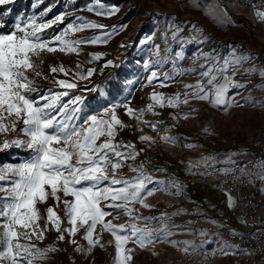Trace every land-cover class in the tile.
Listing matches in <instances>:
<instances>
[{
	"label": "snow or ice",
	"instance_id": "obj_1",
	"mask_svg": "<svg viewBox=\"0 0 264 264\" xmlns=\"http://www.w3.org/2000/svg\"><path fill=\"white\" fill-rule=\"evenodd\" d=\"M13 2L0 0V13L9 15L11 9L5 10L3 6ZM190 3L196 8L202 7L207 15L221 24L232 22L227 11L219 5V0L204 5H201L200 0H190ZM48 11L45 9L39 17L32 15L17 20L12 29L5 30L6 25L0 23V152L19 148L29 153L28 159L23 162L0 165V264H47L50 254L60 249L52 245L41 248L38 242L43 241L46 233L52 231L57 234V242L72 244L76 252L84 255L91 254L95 247H104L103 234H111L112 239L108 244H114L113 264H134L136 249L149 250L156 255L154 249L158 244H169L184 254L202 248L203 241L196 245L191 241L169 239L177 234L173 229L181 228V225L169 224L171 216L178 215L184 209L171 214L163 212L159 216H144L141 213V209L154 207L148 202L149 197L157 192L179 196L183 186L175 179L167 182L158 180L143 162L138 165L135 163L145 149H137L132 142L117 141L120 131L131 127L120 119L117 108H122L129 119L136 121V127L141 133L144 127L159 133L162 121L145 120L146 114L159 115L157 108L178 109L180 105L187 106L191 101L207 102L223 111L233 106L240 107L238 102L226 97L229 89L246 87L233 78L241 70L244 74L258 72L264 78V68H245V63H250V57L238 55L235 49L230 56L223 58L201 51L192 57L193 65H198L200 69L197 82L184 84L183 92L165 96L156 91L155 87H168L177 82V77L196 73L197 68L178 67V62L186 58L183 50L173 54L170 46L161 49L160 45H156L149 59L144 61V71L147 73L144 86H152L154 89L149 93L150 102L137 110L125 98L104 107L100 112L90 114L85 112L84 97L75 92L81 90V82L91 83L97 71L103 73L105 69L117 66L114 61L105 60L99 69L88 67L86 70L77 63L75 71L62 64L50 66V74L68 77L58 79L44 74L42 57L57 52L79 55L81 45L107 44L113 35L119 34L127 25H120L119 29L112 26V31H105L102 35L70 39L72 34L86 29L108 27L77 16L59 33L49 37L47 30L63 24L69 13H61L45 21L43 17ZM86 11L96 16L111 17L120 9H106L96 3L89 4ZM254 15L264 23V10L257 9ZM170 27L172 40L177 41L183 29L179 26ZM193 28L195 34L188 43H204L207 38L200 35L195 25ZM89 57L86 63L94 65L103 59L104 54L89 53ZM38 60L40 63H37ZM201 60L204 63H200ZM169 62L172 64V72L161 71ZM36 78L51 79L55 87L42 92ZM89 90L99 91L96 87ZM245 99L254 106L259 103L260 107H264V103L252 101L250 97ZM195 115L196 109L190 108L182 114L171 113L170 118L176 122L195 118ZM164 131L165 135L159 136L160 141L179 145L177 136L167 134L170 129L165 128ZM203 131L211 134L206 127ZM138 140L149 147L157 142L143 133ZM182 147L192 149L197 146L187 143ZM208 159L204 157L202 162L207 163ZM254 167L257 169L255 172L246 167L240 168L241 176H248L249 183L253 178L264 182V159ZM124 168L134 175H126L122 171ZM156 171L162 172L164 169L157 168ZM220 171L228 175L233 170ZM39 205L45 206L44 212H41ZM227 206H234L230 195ZM124 217H127L126 222L114 223ZM81 230V239L86 241V247L75 239ZM200 235L203 237L206 233L202 231ZM129 244L134 247H128ZM230 247L225 242L219 251L223 255L232 254L229 252Z\"/></svg>",
	"mask_w": 264,
	"mask_h": 264
},
{
	"label": "rangeland",
	"instance_id": "obj_2",
	"mask_svg": "<svg viewBox=\"0 0 264 264\" xmlns=\"http://www.w3.org/2000/svg\"><path fill=\"white\" fill-rule=\"evenodd\" d=\"M99 3L104 8L110 9L112 7H118L120 11L111 17L96 16L94 13L86 11L89 4ZM36 7H33V5ZM179 6L175 0H14L10 5L3 6L5 10L11 9L9 15L4 16L0 13V23L6 25V29H12L14 23L17 20L27 19L32 15L40 16L41 12L48 9L47 15L43 19L50 20L56 15L61 13H69L63 24L54 25L51 29L47 30L48 36H52L59 33L67 23L73 22L75 17H84L87 20L95 21L99 24L108 26L105 29H86L83 32L74 33L70 39H81L85 37H93L102 35L105 31H112V26H116L119 29L120 25H127L123 31H119V34L113 35L107 44L97 45H81V52L79 55L63 53L45 54L42 64V69L45 75L54 76L58 79H68L62 74H50V66L63 65L67 69L75 71L77 63H80L84 70L88 67H96L99 69L105 60H112L115 67H109L104 70L103 73L97 71L91 78V83L81 82V90L75 92L76 95L84 97L85 112L95 114L100 112L106 106L116 104L121 100L127 98L131 101V106L134 109L144 108L149 101V93L154 89L152 86L145 87L146 75L144 71V61L149 59L152 50L156 45H160L161 49L166 46H170L173 50V54L176 51H181L187 47V41L184 40V35H192L190 32L194 31V20L184 19V14L179 10ZM13 8L15 10L13 11ZM192 24V25H190ZM170 26H179L183 29L178 34V40H172V31ZM196 28V26H195ZM165 36L167 37V45L165 44ZM125 47H121V45ZM89 53H103L102 60L95 62V64H88L86 61L90 58ZM37 63H40L38 60ZM161 71L172 72V64L169 62L163 66ZM131 80V81H130ZM36 83L41 86L42 92L47 91L49 88L55 86L49 80H43L36 78ZM96 87L99 91H91ZM60 90V89H57ZM155 90L162 92L165 96H171L177 92H183V88L179 86V82L169 84L168 87L160 88L155 87ZM36 95V94H33ZM67 99V98H65ZM185 105H180L178 109L171 108H157L156 111L159 115H152L148 113L144 119L149 121H162L160 124L159 133L153 131L150 127H144L143 134L153 137L157 142L149 147L147 144L139 142L138 137L142 134L136 127V121L129 119L124 114L122 108H117V114L120 119L126 124L131 125L120 131L117 136V141L132 142L136 145L137 149H145L144 153L135 161L138 165L141 162L145 164L146 169L154 175L165 176L168 173L170 163L165 161V155L172 154L169 150V146L174 147L171 144H167L159 140L160 135H165V128L170 129L167 133L172 136H179L180 133V121L174 122L170 118L171 113L184 111ZM182 109V110H181ZM173 124L175 126L173 127ZM181 134V133H180ZM12 138V135L9 136ZM29 153L25 149L11 148L6 151L0 152V165L18 164L28 159ZM131 163V161H129ZM157 168L164 169L162 172L156 171ZM122 171L132 176L127 168ZM200 181V180H199ZM207 186L211 187L214 191L220 192L225 190L215 189L209 182L200 181ZM151 187V185H150ZM226 193V192H225ZM148 202L155 207L151 209H141V213L144 216H159L163 213L164 197L162 192H157L154 196L148 198ZM52 203V201H49ZM159 206V207H158ZM41 212H44L45 206L39 205ZM137 207H139L137 205ZM159 208V210H156ZM61 215H63L61 213ZM107 219H111L108 217ZM127 221V217L114 223H124ZM65 226H67L65 224ZM83 230L77 234L75 239L85 247L86 241L81 239ZM56 232L46 233L45 239L38 242V246L45 248L52 245L59 248L60 251L50 254L51 258L47 261V264H113L115 256L114 244L109 245L108 241L112 239L111 234H103L104 247H95L92 249L91 254L84 255L75 251V246L66 242H57ZM170 239V238H169ZM182 232L177 231L175 235V241L182 242ZM164 244H158L154 251L156 255L152 254L149 250L136 249L134 264H143L148 258L155 259L159 253L163 259L167 258L169 250L163 248ZM134 247V246H133ZM138 257V258H137ZM157 262H155L156 264ZM170 264V261L168 262Z\"/></svg>",
	"mask_w": 264,
	"mask_h": 264
},
{
	"label": "crops",
	"instance_id": "obj_3",
	"mask_svg": "<svg viewBox=\"0 0 264 264\" xmlns=\"http://www.w3.org/2000/svg\"><path fill=\"white\" fill-rule=\"evenodd\" d=\"M201 5L212 3L213 0H200ZM219 5L227 11L231 17V23L221 24L212 16L207 15L203 8H196L190 0H185L179 6V10L184 14V19L194 20L196 29L200 30V35L206 37L204 43L191 42L195 30L190 32L192 35H184L187 47L181 49L185 53V60L178 62V67H196L197 72L191 75L177 77L179 86L184 84H195L197 82L198 65H193L192 57L197 53L210 52L218 57L230 56L233 49L238 55L250 57V63H245V68L255 66L257 69L264 68V23L258 21L254 15L255 10H264V3L257 1L253 4H243L234 0H219ZM255 6V7H253ZM192 25V24H190ZM200 63H204L203 60ZM231 75V73H228ZM236 82L246 85L242 89H229L226 97L235 100L241 106L230 107L227 111L215 108L207 102L191 101L184 108L187 112L190 108L196 109L195 118L180 121L179 145L169 146L172 154L165 155V161L170 163L168 173L163 177L158 174V180L167 182L169 179L178 180L183 186V192L179 196L163 193V212L171 214L184 209L178 215L171 216L169 224L181 225L179 229H173L177 233L182 232L183 241L191 240V221L193 217H200L205 222L213 224L227 225L224 217L230 213L231 208L227 206L229 194L223 191L216 192L211 187L200 182L195 176L197 162H202L210 150H214L219 163L231 161H241L253 158L258 164L264 156L258 153L264 147V107L259 103L255 106L245 98L252 101L264 103V78L257 73L244 74L241 72L233 78ZM182 110V109H181ZM208 128L211 134L205 133L204 128ZM191 143L197 147L188 149L183 148V144ZM191 162V167H190ZM260 190L264 188V182L260 181ZM175 191V189H171ZM264 196V191H261ZM231 196V195H230ZM233 198V196H231ZM234 201V198H233ZM155 207V206H154ZM159 207V206H158ZM145 210V209H144ZM159 210V208H156ZM175 240V235L170 237ZM227 242L231 247L229 252L232 254L223 255L219 249ZM208 245L214 254L213 264H232L234 244L226 237L210 234L208 235ZM128 247L134 245L129 244ZM163 248L169 250L167 258L163 259L159 253L155 259L148 258L143 264H168L172 262L173 247L164 244ZM135 258V257H134ZM138 258V257H137Z\"/></svg>",
	"mask_w": 264,
	"mask_h": 264
},
{
	"label": "built area",
	"instance_id": "obj_4",
	"mask_svg": "<svg viewBox=\"0 0 264 264\" xmlns=\"http://www.w3.org/2000/svg\"><path fill=\"white\" fill-rule=\"evenodd\" d=\"M185 0H175L180 5ZM229 1V0H227ZM243 4H253L264 0H234ZM264 156V147L258 153ZM207 163L196 165L194 176L209 182L215 189H223L234 198V206L224 217L223 224H210L200 217H193L191 221V242L203 247L190 254H184L173 248V258L170 264H213L214 254L208 245V235L217 234L230 239L234 244L232 264H264V196L260 190L259 179L253 178L249 183L248 176H241L240 168L255 172L256 161L253 158L241 161L219 163L214 150L207 153ZM234 162V163H233ZM221 169L233 170L223 175ZM210 173L202 175L201 173ZM243 221V222H242ZM205 232L201 236L200 232ZM234 233V234H233Z\"/></svg>",
	"mask_w": 264,
	"mask_h": 264
},
{
	"label": "trees",
	"instance_id": "obj_5",
	"mask_svg": "<svg viewBox=\"0 0 264 264\" xmlns=\"http://www.w3.org/2000/svg\"><path fill=\"white\" fill-rule=\"evenodd\" d=\"M15 10V8H13V11Z\"/></svg>",
	"mask_w": 264,
	"mask_h": 264
},
{
	"label": "bare ground",
	"instance_id": "obj_6",
	"mask_svg": "<svg viewBox=\"0 0 264 264\" xmlns=\"http://www.w3.org/2000/svg\"><path fill=\"white\" fill-rule=\"evenodd\" d=\"M131 81V80H130Z\"/></svg>",
	"mask_w": 264,
	"mask_h": 264
}]
</instances>
